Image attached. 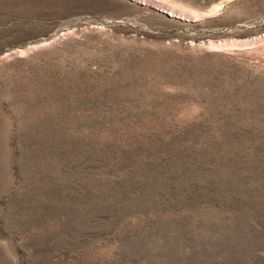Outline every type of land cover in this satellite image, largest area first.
Listing matches in <instances>:
<instances>
[{"label": "rangeland", "instance_id": "rangeland-1", "mask_svg": "<svg viewBox=\"0 0 264 264\" xmlns=\"http://www.w3.org/2000/svg\"><path fill=\"white\" fill-rule=\"evenodd\" d=\"M0 264H264V0H0Z\"/></svg>", "mask_w": 264, "mask_h": 264}]
</instances>
